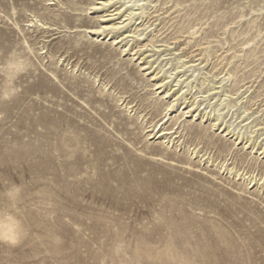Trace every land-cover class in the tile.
Masks as SVG:
<instances>
[{
	"label": "rangeland",
	"instance_id": "obj_1",
	"mask_svg": "<svg viewBox=\"0 0 264 264\" xmlns=\"http://www.w3.org/2000/svg\"><path fill=\"white\" fill-rule=\"evenodd\" d=\"M91 3L0 0V264H264L263 189L218 172H251L242 152L179 112L164 123L142 71L194 64L189 85L239 98L264 142V0H145L124 55L119 32H84ZM161 124L173 147L148 138Z\"/></svg>",
	"mask_w": 264,
	"mask_h": 264
},
{
	"label": "bare ground",
	"instance_id": "obj_2",
	"mask_svg": "<svg viewBox=\"0 0 264 264\" xmlns=\"http://www.w3.org/2000/svg\"><path fill=\"white\" fill-rule=\"evenodd\" d=\"M95 1H98V3L89 4L90 7L86 9L87 12L104 9V15L100 16L98 24L95 27L87 28L84 32L94 36L96 40L100 38L105 31L109 33L113 31L119 32L116 37H111L109 39L111 40L110 46L119 45V47H121V53L124 55L129 51V49L126 48L128 43L135 38H139L141 34H138L140 30L122 31V29L130 25L131 22L142 19V15L140 16L137 11L142 8L145 0ZM109 6L113 9L107 10L106 7ZM136 24L133 23V25ZM126 39L130 40L126 41ZM177 61L178 63L175 64L176 66L170 67L166 71H163L162 67H159L150 72L153 68V62L150 60L145 61L144 65H142V71H147L146 75L151 76L150 80L156 81L154 84V91H158V96L161 95V98L166 100L163 109L164 123H167L171 119L173 113L179 112L180 115L174 119L175 124L182 118L183 120L190 118L191 120H188L190 123H195L200 120L198 122L199 127L202 126V131L207 133L210 139L217 135L215 131H219V134H221L220 140L221 138L227 139L231 143L230 147L226 150L228 151L227 156H231L229 160L233 159L237 152H242L243 160L241 164H245L246 168L250 166L251 172L246 171V173H244L245 168L243 172H240V169H237L235 166L229 167L232 163L228 164L227 160L219 163V167L218 164L214 165L216 168L218 167V172L222 175L232 176L233 181H241L246 188L252 189L255 186H259L264 192V181L262 177L257 180L256 177L250 176V173L253 174L258 171L257 169L260 167H264V142L260 140L261 134L257 137L255 135L257 132L255 128L256 125H249L248 121L251 118L247 114V108H241L242 112L239 114L233 113L236 111L235 108L240 104L239 98L231 102L229 101L230 96L226 93L222 96L216 95L217 89L220 88V84L212 83L205 91H202L201 88L196 89V86H191V84L189 85L194 79V74L196 72L195 70L190 71L188 68L194 67L195 65L191 64L187 66L180 58H178ZM168 62L169 60L166 64H168ZM161 72L164 73L162 77L160 76ZM188 72H191V74L186 77ZM202 84H204V81L200 84V87ZM193 89L196 90L192 92ZM188 96L190 97L188 98ZM209 96L213 97L209 99ZM122 104L123 103H121V105ZM223 110L232 113L229 118L230 122H226L225 117L227 113L225 114ZM207 121L208 124L204 126ZM161 126L162 124L155 133H149L148 138L162 140V144L173 147L174 139L172 135H175L176 132L173 131V128H161ZM154 130L155 127L152 130H147V132H154ZM175 137L176 136H174V138ZM175 147H177V142L175 143ZM186 150L191 158H198L199 164H202L203 155L200 156L201 152L197 146L192 149L187 147ZM213 163L214 161L209 160L207 162V167L213 166ZM203 165L204 164H202V166Z\"/></svg>",
	"mask_w": 264,
	"mask_h": 264
}]
</instances>
